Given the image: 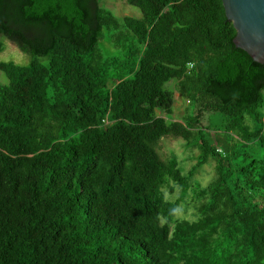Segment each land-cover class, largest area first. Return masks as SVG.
<instances>
[{"label": "trees", "instance_id": "obj_1", "mask_svg": "<svg viewBox=\"0 0 264 264\" xmlns=\"http://www.w3.org/2000/svg\"><path fill=\"white\" fill-rule=\"evenodd\" d=\"M127 2L0 0V264H264V63L223 0Z\"/></svg>", "mask_w": 264, "mask_h": 264}, {"label": "rangeland", "instance_id": "obj_2", "mask_svg": "<svg viewBox=\"0 0 264 264\" xmlns=\"http://www.w3.org/2000/svg\"><path fill=\"white\" fill-rule=\"evenodd\" d=\"M102 3L109 8L116 16L122 17L125 15H138L141 14V10L138 7L130 5L127 0H102ZM0 44L3 45V51L0 52V62H10L14 61L20 64H28L30 62L31 57L21 51L19 47L11 40L4 36H0ZM101 47L105 52H107V49L113 51V49L109 46L108 38L106 37L105 40L101 42ZM9 79L6 76V74L0 70V82L2 83H8ZM171 86L174 87V82L172 81L170 83ZM176 95V101L174 104V112L171 117L175 119L182 118L188 111V104L189 101L182 98L178 91H175ZM214 120V119H213ZM217 124H213L211 128L208 129V131L212 132V135H218L222 136L219 137L221 141H223V137L225 138V141L222 145V147L229 148L228 143H232L231 136H228L227 133L222 129L220 126V119L217 120ZM202 123L208 125V114L207 112L204 113V116L202 118ZM231 137V138H230ZM230 141V142H228ZM228 142V143H227ZM241 146V144H238V147ZM257 145H251L248 150L252 153L259 154L260 151L257 150ZM160 153L164 159L171 156V153H176L180 159L183 161V165H186V169H189L191 165L193 164L194 160L190 158L192 155V152L190 149H187V146L185 145V141L182 138L174 137V136H167L164 137L160 141L159 146ZM194 153H197V150L195 149ZM193 153V154H194ZM213 174V166H207L205 173H203V178H205L204 182L208 181ZM182 215V214H180Z\"/></svg>", "mask_w": 264, "mask_h": 264}, {"label": "water", "instance_id": "obj_3", "mask_svg": "<svg viewBox=\"0 0 264 264\" xmlns=\"http://www.w3.org/2000/svg\"><path fill=\"white\" fill-rule=\"evenodd\" d=\"M223 4L237 30L235 45L264 63V0H223Z\"/></svg>", "mask_w": 264, "mask_h": 264}]
</instances>
